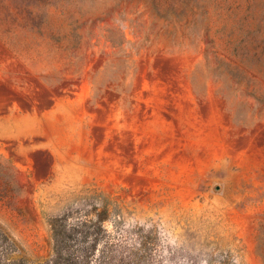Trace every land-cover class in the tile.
Instances as JSON below:
<instances>
[{"label":"rangeland","instance_id":"374dc122","mask_svg":"<svg viewBox=\"0 0 264 264\" xmlns=\"http://www.w3.org/2000/svg\"><path fill=\"white\" fill-rule=\"evenodd\" d=\"M263 12L264 0H0L13 257L48 259L49 220L94 218L104 195L110 264H264Z\"/></svg>","mask_w":264,"mask_h":264},{"label":"trees","instance_id":"16d2710c","mask_svg":"<svg viewBox=\"0 0 264 264\" xmlns=\"http://www.w3.org/2000/svg\"><path fill=\"white\" fill-rule=\"evenodd\" d=\"M261 21L254 32V35L260 38L258 47L264 44V38H261L264 32V12ZM259 57L262 58L261 54ZM102 196L101 209L94 218H82L64 211L49 220L52 232V254L48 259L37 264L111 263L112 257L107 254V249H110L107 237L110 234L105 224L112 212V203L107 197ZM101 242L105 244L102 250L99 249ZM15 251L13 239L0 226V264H29L22 258L13 257Z\"/></svg>","mask_w":264,"mask_h":264}]
</instances>
